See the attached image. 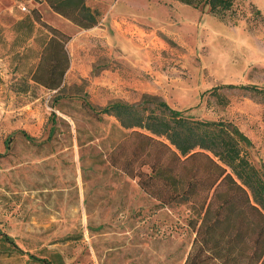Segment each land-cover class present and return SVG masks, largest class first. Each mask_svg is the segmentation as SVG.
I'll return each mask as SVG.
<instances>
[{
    "label": "rangeland",
    "instance_id": "obj_1",
    "mask_svg": "<svg viewBox=\"0 0 264 264\" xmlns=\"http://www.w3.org/2000/svg\"><path fill=\"white\" fill-rule=\"evenodd\" d=\"M87 3L101 20L81 28L46 0H0V230L22 250L0 236V264H184L189 205L163 204L150 193L159 183L148 190L127 173L145 143L88 102L148 94L233 122L264 169V16L251 0H236L226 19L178 0ZM33 9L70 36L56 89L35 80L38 70L48 79L45 29L17 26Z\"/></svg>",
    "mask_w": 264,
    "mask_h": 264
},
{
    "label": "trees",
    "instance_id": "obj_2",
    "mask_svg": "<svg viewBox=\"0 0 264 264\" xmlns=\"http://www.w3.org/2000/svg\"><path fill=\"white\" fill-rule=\"evenodd\" d=\"M46 1L53 11L81 28L93 27L101 20V12L87 0ZM178 1L196 9H208L220 19L230 16L236 3ZM36 23L45 29L39 67L48 54V79L40 76L38 70L35 80L56 89L70 65L66 49L70 36L45 23L37 9L19 20L17 26L32 32ZM239 87L257 89L249 85ZM88 105L100 118L103 114L113 115L123 128L132 129L130 135L145 143L137 156L139 167H126L129 175L139 176L148 190L149 185L159 183L158 190L150 193L163 204L189 205L188 226L195 236L184 264H264V169L248 158L246 149L252 142L237 125L194 118L148 94L140 103L116 100L102 108L89 102ZM0 236L21 250L6 232L0 230ZM37 259L50 263L46 258Z\"/></svg>",
    "mask_w": 264,
    "mask_h": 264
},
{
    "label": "crops",
    "instance_id": "obj_3",
    "mask_svg": "<svg viewBox=\"0 0 264 264\" xmlns=\"http://www.w3.org/2000/svg\"><path fill=\"white\" fill-rule=\"evenodd\" d=\"M251 1H252V3H254L257 6V8L260 10V12L264 16V0H251ZM180 4H183V3H180ZM185 6H187V5H185ZM188 6H190V5H188Z\"/></svg>",
    "mask_w": 264,
    "mask_h": 264
},
{
    "label": "built area",
    "instance_id": "obj_4",
    "mask_svg": "<svg viewBox=\"0 0 264 264\" xmlns=\"http://www.w3.org/2000/svg\"><path fill=\"white\" fill-rule=\"evenodd\" d=\"M22 8H23V9H26V6L24 5V6H22Z\"/></svg>",
    "mask_w": 264,
    "mask_h": 264
}]
</instances>
